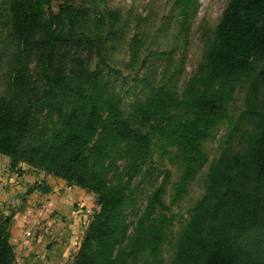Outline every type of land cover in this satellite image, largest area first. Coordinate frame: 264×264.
<instances>
[{
  "label": "trees",
  "instance_id": "16d2710c",
  "mask_svg": "<svg viewBox=\"0 0 264 264\" xmlns=\"http://www.w3.org/2000/svg\"><path fill=\"white\" fill-rule=\"evenodd\" d=\"M108 1L54 12L52 0H0V154L11 171L43 172L96 195L74 264H264V0H229L181 92L148 83L128 112L108 78L120 74L111 53L125 34ZM192 2L176 0L185 36ZM140 48L133 37V62ZM239 89L244 150L226 147L211 161L165 263L172 206L207 163L202 143L228 119ZM155 145L173 155L179 177L169 205L160 184L140 213L139 185L159 173ZM10 222L0 217V264H19Z\"/></svg>",
  "mask_w": 264,
  "mask_h": 264
},
{
  "label": "rangeland",
  "instance_id": "374dc122",
  "mask_svg": "<svg viewBox=\"0 0 264 264\" xmlns=\"http://www.w3.org/2000/svg\"><path fill=\"white\" fill-rule=\"evenodd\" d=\"M82 0H52V10L57 11L58 7L64 3L80 4ZM229 0H193L190 9L189 33L187 36L181 31V17L176 0H109L106 8L110 11L118 10L121 15V21L125 25V34L111 53V64L120 74H108L113 89L123 97V109L128 112L129 105L137 98L142 96L145 86L148 83H157L159 81L169 82L176 85L179 92L183 89L186 81L195 72L198 66L204 60L206 41L213 35V32L220 21L223 11ZM137 37L141 40V48L138 52L136 61H132L129 53V45L132 38ZM245 103V90H237L232 101L229 104V117L219 123L212 134V137L202 143L203 149L208 156L207 163L198 171L196 179L190 182L186 189L187 192L183 198L172 206V213L175 218L172 226L166 233V241L162 247V255L165 263L169 262L173 256L175 244L179 233L188 219V215L194 203L200 199L205 190V178L209 164L217 158L223 148H231L235 153L244 150V145L239 137V129L247 127L242 119V112ZM172 149L169 150V152ZM9 158L0 155V161H6ZM172 154H163L158 145L154 147L153 165L158 168L159 173L153 174L150 178L142 181L137 192L136 211L142 212L148 196L160 184L164 185L162 199L169 205L173 194V183L179 177L177 162ZM7 163V162H6ZM0 164L5 166V173L10 172L9 163ZM169 171V177L164 180V172ZM161 172V173H160ZM36 173L33 181L27 183L30 187L45 184L44 178ZM69 186V185H67ZM38 189V187H37ZM42 189V187L40 188ZM14 204L3 206L2 218L18 216L15 220L17 225L23 222L26 217L25 212L39 207L29 203V193L12 194ZM8 203V202H6ZM5 203V204H6ZM30 205V207L28 206ZM97 206L87 207L80 203L74 205L79 215L88 221ZM51 213V212H50ZM49 213V214H50ZM50 216L56 217L57 221L64 222L63 216L57 212H52ZM86 216V217H85ZM130 217V221H134ZM25 222V221H24ZM24 224L20 229L16 240H10L13 247L16 260L21 264H49L51 257L47 251L58 241L40 242L36 226L31 224V228ZM87 226V225H86ZM85 230V224L80 228L78 237L74 241L73 249L65 264H74L75 255L80 245L82 232ZM15 232V230H14ZM26 232H30L27 236ZM82 240V239H81ZM23 241L29 242L24 245ZM38 244L39 250H33L35 244ZM24 245V247L22 246ZM47 246V247H46ZM75 247V248H74ZM27 260V262H26ZM31 260V261H30ZM18 262V263H19Z\"/></svg>",
  "mask_w": 264,
  "mask_h": 264
},
{
  "label": "crops",
  "instance_id": "0c3cea01",
  "mask_svg": "<svg viewBox=\"0 0 264 264\" xmlns=\"http://www.w3.org/2000/svg\"><path fill=\"white\" fill-rule=\"evenodd\" d=\"M5 160L6 161L0 162L8 165L9 160ZM20 167L23 170L27 169L25 164H21ZM5 171V166L0 164V217L3 215V206L14 204V198L11 196L13 193L18 195L20 193L28 192L29 203L32 204L33 201H36L35 205L40 204L39 207H36L29 212H25L26 217L23 218L25 222L20 221V224L17 225L15 220L18 216L12 217L10 222V240H16V236H21L19 234L20 229H17L16 226L20 228L26 224L31 228L30 226L32 224L33 226H36L39 243L42 241L47 243L50 240H53V242H59L51 246L49 249L46 246L47 251L45 252L51 257L49 264H65V258L68 260L80 228H82L84 224L86 228L87 225V221L84 220L82 216H78L79 213L74 210V205L80 203L88 208L96 206V195L76 186H67L65 181L43 172L38 173H40L39 176L43 178L45 176L47 177L45 184L39 182L38 185L30 187L29 191H26V188L29 186L27 181H33V177H35L37 172L19 173L16 171H8L6 174ZM41 187L42 189L43 187H48L50 191L45 193L40 189ZM28 206L30 207L29 204ZM50 212L61 214L64 222H58L55 216L52 218ZM84 231L82 232L80 241L83 237ZM39 243L34 245V252L39 250ZM23 244L27 245L29 242L23 241ZM24 245L22 246L24 247ZM33 263L34 262L32 261L31 264ZM19 264L21 263L19 262Z\"/></svg>",
  "mask_w": 264,
  "mask_h": 264
},
{
  "label": "built area",
  "instance_id": "2783aa9c",
  "mask_svg": "<svg viewBox=\"0 0 264 264\" xmlns=\"http://www.w3.org/2000/svg\"><path fill=\"white\" fill-rule=\"evenodd\" d=\"M26 234H27V236H30L31 233L30 232H26Z\"/></svg>",
  "mask_w": 264,
  "mask_h": 264
}]
</instances>
